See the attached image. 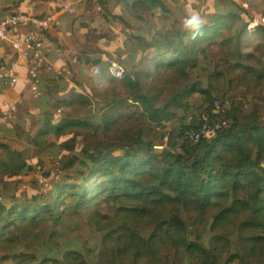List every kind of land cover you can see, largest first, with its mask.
<instances>
[{"label": "trees", "instance_id": "16d2710c", "mask_svg": "<svg viewBox=\"0 0 264 264\" xmlns=\"http://www.w3.org/2000/svg\"><path fill=\"white\" fill-rule=\"evenodd\" d=\"M7 1L0 21L24 0ZM107 2L61 14L63 37L40 29L66 62L73 45L77 86L51 73L37 92L3 85L22 99L2 125L28 147L0 140V194L38 169L48 185L4 195L0 264H264V19L236 0ZM81 63L112 94L94 102ZM49 148L57 176L33 162Z\"/></svg>", "mask_w": 264, "mask_h": 264}, {"label": "built area", "instance_id": "2783aa9c", "mask_svg": "<svg viewBox=\"0 0 264 264\" xmlns=\"http://www.w3.org/2000/svg\"><path fill=\"white\" fill-rule=\"evenodd\" d=\"M96 6V9L103 10L106 2L105 0H90ZM64 9L67 12L73 11V2L67 1L64 4ZM37 25V26H50L53 25L58 29V36L63 37L62 27L64 23L57 17V14L52 11H47L43 15H38L34 9H28L24 12L6 15L0 21V40L9 44L16 54V58L10 61L0 60V80L5 83H22L30 86L37 92L41 75L43 73H51L55 76H63L70 73L71 68L69 65H58L50 59L52 52V43L49 39L43 36L40 31L31 30L21 36H13L12 29L19 25ZM25 59L27 65V73L20 76L16 73V69L21 64V60ZM74 61L77 57L74 56ZM19 99H5L3 101L2 118L9 121L14 116L18 109ZM210 129V128H209ZM212 130H209L211 133ZM39 185L47 186L45 178L41 175L35 178ZM24 188L30 187V179L23 186ZM5 201V196L0 194V203Z\"/></svg>", "mask_w": 264, "mask_h": 264}, {"label": "rangeland", "instance_id": "374dc122", "mask_svg": "<svg viewBox=\"0 0 264 264\" xmlns=\"http://www.w3.org/2000/svg\"><path fill=\"white\" fill-rule=\"evenodd\" d=\"M65 0H59L58 4L63 3ZM240 4L244 5L247 7L251 13L257 17H261L264 19V0H236ZM169 6L174 10L175 17L179 18V15L181 16L180 12H176V8H178L173 2H169ZM176 9V10H175ZM153 22V21H151ZM194 22H191L193 24ZM254 26V24L250 25ZM157 28V26L155 25ZM253 28V27H252ZM104 44L109 45L110 40H104ZM62 65V64H58ZM116 72V74L120 75L119 68L116 65L112 66V71ZM77 76L80 80V83L83 84L84 86L87 87V90H89L94 98V102H97L98 99L102 97V95H109L112 94L114 88L111 87L110 82L108 79L104 78L101 76L96 70L88 68L85 64H79L77 66ZM59 82L63 87L68 86L69 84H73L77 86L78 84L74 82L70 77H63L58 79ZM116 90L118 94L123 93L124 91V86L120 83L116 85ZM11 92H14V90H5L4 93L8 96V93L10 94ZM20 93H17L16 96H19ZM206 97V94L203 92H196L194 94V104H199L201 103L204 98ZM194 107H192L189 110V113H192L194 111ZM72 113L74 114H79L85 116L86 110L83 108H79ZM3 122L0 120V125ZM5 124L2 126L4 130V136L2 137L3 139H8L14 142L16 145H20L22 147H28V144L21 139H18V137L13 133V127L14 124L13 122H4ZM51 148L47 149V151L40 155L38 158L33 157V162L34 164H41L44 169H55V176L61 174L62 170L59 168V164L56 162L57 158L56 155L50 152ZM39 165V168L42 166ZM68 172L73 173L72 169H68ZM43 176L46 178L42 172L38 169L36 171H28L27 173L24 174H16V175H10L8 176L7 179V184L1 185L2 193L6 196L7 193H14V192H23L26 197H31V195L38 190H40L42 187L37 186L36 184H31L30 188H24V184L28 182L29 179H35L37 176ZM52 179H54L52 177ZM46 180V179H45ZM47 182V181H46ZM32 183V182H31ZM24 188V189H23ZM7 197V196H6ZM90 229L86 226H84L83 229V235L87 236L89 235ZM231 264H237L236 262H233Z\"/></svg>", "mask_w": 264, "mask_h": 264}, {"label": "crops", "instance_id": "0c3cea01", "mask_svg": "<svg viewBox=\"0 0 264 264\" xmlns=\"http://www.w3.org/2000/svg\"><path fill=\"white\" fill-rule=\"evenodd\" d=\"M67 1H71L73 2V10L76 6H78L79 4H81L82 2H85V1H88V0H65L63 3L61 4H56V3H49V2H45V1H38V0H24L22 2V5H20L18 8L16 6H14L13 9L9 10L6 15H9V14H15V13H18V11L22 10V8L24 9H34L38 15H43L45 14L47 11H52V12H55L57 14V17L61 19V14H64V13H69L67 12L65 9H64V4L65 2ZM106 2V5L104 7V9L106 10L109 6L107 0H105ZM18 3H20V1H18ZM8 4V1L7 0H0V11H3V7L5 5ZM103 9V10H104ZM5 12V11H4ZM4 16V15H3ZM62 22L64 23L65 25V22L62 20ZM24 27H27V26H33L34 27V30L36 31H40V29H51L53 30L56 34L58 33V29L55 28L53 25H50V26H37V25H33V24H29V25H22ZM16 27H19V26H16ZM64 27V26H63ZM62 27V29H63ZM15 29L16 28H13L12 29V34L13 36L14 33H15ZM62 33L64 34V31L62 30ZM50 40V39H49ZM51 43H52V52L50 53V59L55 63V64H67L70 66V64L72 63H76L77 61H74V56L77 57V54H76V51L73 47L72 44H70V47H71V53L69 54V62H66L65 59L63 58V47L60 43L56 44L54 41L50 40ZM17 56L15 54V52L13 51V49L9 46V44L3 40H0V60L2 59H6L4 61H10V60H13L15 59ZM119 72V71H118ZM16 73H18L20 76H23L24 74L27 73V65H26V62H25V59H22L21 60V64L19 65V67L16 69ZM72 71H70V73L68 74H65L63 75L64 77H69V75H71ZM121 73V72H119ZM58 77V76H56ZM60 77V76H59ZM19 82H22V81H19ZM3 85H5V82L0 80V115H1V112H2V109H3V101L5 99H14V98H18L19 99V102L20 100L22 99L19 96H14V97H9L6 95V93H4L5 89H7L6 87H4ZM24 85V84H23ZM24 87L26 88H30L32 91H34L30 86H26L24 85ZM39 87V86H38ZM36 92V91H35ZM19 104V103H18ZM0 120H1V116H0ZM2 121V120H1ZM2 124L0 125V140H2L3 136H4V130L2 128ZM19 139V138H18ZM8 140V139H7Z\"/></svg>", "mask_w": 264, "mask_h": 264}]
</instances>
